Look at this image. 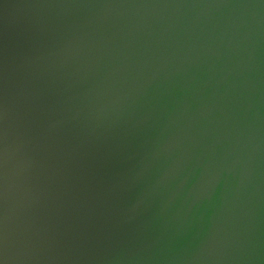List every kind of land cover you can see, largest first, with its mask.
<instances>
[{"label": "water", "instance_id": "obj_1", "mask_svg": "<svg viewBox=\"0 0 264 264\" xmlns=\"http://www.w3.org/2000/svg\"><path fill=\"white\" fill-rule=\"evenodd\" d=\"M0 264H264V0H0Z\"/></svg>", "mask_w": 264, "mask_h": 264}]
</instances>
